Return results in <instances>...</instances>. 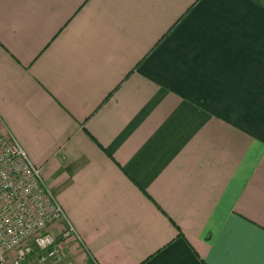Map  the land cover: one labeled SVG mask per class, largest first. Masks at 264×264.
<instances>
[{
  "label": "crops",
  "instance_id": "1",
  "mask_svg": "<svg viewBox=\"0 0 264 264\" xmlns=\"http://www.w3.org/2000/svg\"><path fill=\"white\" fill-rule=\"evenodd\" d=\"M0 129L47 264H264V0H0Z\"/></svg>",
  "mask_w": 264,
  "mask_h": 264
},
{
  "label": "built area",
  "instance_id": "2",
  "mask_svg": "<svg viewBox=\"0 0 264 264\" xmlns=\"http://www.w3.org/2000/svg\"><path fill=\"white\" fill-rule=\"evenodd\" d=\"M54 225L61 227L56 237L50 233ZM74 236L40 169L0 129V264L47 263L58 254V238L63 241Z\"/></svg>",
  "mask_w": 264,
  "mask_h": 264
},
{
  "label": "rangeland",
  "instance_id": "3",
  "mask_svg": "<svg viewBox=\"0 0 264 264\" xmlns=\"http://www.w3.org/2000/svg\"><path fill=\"white\" fill-rule=\"evenodd\" d=\"M58 262H59V261H57L56 263H57V264H62L63 261H60L59 263H58ZM29 264H37V263L31 262V263H29ZM44 264H47V263H44Z\"/></svg>",
  "mask_w": 264,
  "mask_h": 264
},
{
  "label": "trees",
  "instance_id": "4",
  "mask_svg": "<svg viewBox=\"0 0 264 264\" xmlns=\"http://www.w3.org/2000/svg\"><path fill=\"white\" fill-rule=\"evenodd\" d=\"M43 255H47V252H42Z\"/></svg>",
  "mask_w": 264,
  "mask_h": 264
}]
</instances>
